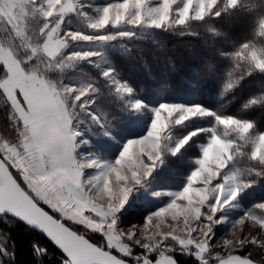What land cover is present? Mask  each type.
Segmentation results:
<instances>
[{"label":"snow or ice","instance_id":"6c2138e0","mask_svg":"<svg viewBox=\"0 0 264 264\" xmlns=\"http://www.w3.org/2000/svg\"><path fill=\"white\" fill-rule=\"evenodd\" d=\"M242 4H248V0H159L155 6L147 0H122L100 8L87 26L95 31L109 26L120 28L122 24L132 28L169 29L202 21L210 15L219 17ZM82 7L79 0H0V98L9 109L7 121L14 133L11 140L0 139V214L14 215L46 233L62 249V264H129L126 257L133 256L131 264H175L167 254L173 249L163 244L169 239L182 249L195 250L200 264H253L248 258L231 255V251L227 259L220 252L212 257L215 243L212 227L214 222H220L213 218L222 204L221 198L227 197L223 203L235 198L238 190L248 187V176H264V132L254 133L252 122L215 114L199 105L162 103L154 110L146 135L129 140L111 165L83 158L78 161L74 157L78 133L71 128L72 106L86 92L73 95L76 89L51 79L49 73L72 61L98 55L93 51H77L65 56L64 49L71 42L111 41L134 35L127 30L99 36L63 31L65 16ZM80 15L85 13L80 11ZM256 36L264 42V15L259 16ZM232 59L234 64L226 78L225 91L238 83L232 78L235 71L241 77L257 71L264 73V48L257 50L250 42L242 43ZM103 75L109 76L110 71ZM115 87L117 92L131 93L130 88L118 81ZM262 102L264 94L250 99L246 106ZM134 107L141 105L137 101ZM206 116H214V126L206 130L210 137L195 161L197 166L174 199L146 218L143 227L149 234L137 238L140 233L135 225L126 230L117 228L114 214L132 190L129 183L138 185L152 172L161 158L162 141L169 126ZM190 138L185 137L177 144L174 153ZM240 157L246 158L250 166L224 171L234 158ZM94 166L102 171L82 179V170ZM125 168L131 172L130 178L122 174ZM98 196L107 197V207L97 206L94 201ZM213 196L215 203L204 212ZM41 202L63 219L101 233L105 243L90 242L66 227L40 207ZM256 209L260 210L259 215L247 212L233 224V229L239 226L240 234L234 232L233 239H225L220 245L222 249H244L249 244L264 249V238L245 235L246 230L250 233L248 221L253 222L257 233L264 232V203L256 205ZM168 213L176 223L169 224L167 232L149 228L154 218ZM160 227L156 225L157 229ZM181 230L186 232V238L175 234ZM133 246L143 252L133 254ZM4 251L0 247V252ZM35 251L41 253L44 249L36 246ZM206 254L212 259L205 258Z\"/></svg>","mask_w":264,"mask_h":264},{"label":"trees","instance_id":"16d2710c","mask_svg":"<svg viewBox=\"0 0 264 264\" xmlns=\"http://www.w3.org/2000/svg\"><path fill=\"white\" fill-rule=\"evenodd\" d=\"M261 15H264V0H248V4L238 5L219 17L210 15L183 27L156 29L147 35L118 39L108 56L110 67L116 77L131 89L130 96L134 99L198 104L215 114L248 120L253 123V132H264V102L246 106L250 99L264 94V73L257 71L241 77L239 71H235L232 78L238 83L230 90H224L234 64L232 54L239 46L250 42L256 49L264 48V42L256 36ZM8 112L5 100L0 98V136L11 140L14 133L7 121ZM213 123L214 116L195 117L173 130L179 135ZM123 128L133 134V127L126 126L125 120ZM207 134V131L196 133L179 151L164 154L163 166L152 176L153 184L170 187L181 183L194 165L193 158L199 154L198 142L205 141ZM237 164H241L239 159ZM252 178L258 188L240 197L239 202L243 210L259 212L256 205L264 203V176L254 174ZM40 205L60 219L45 205ZM148 211V207L139 203L118 219L139 220ZM62 221L94 243L101 244L97 237L67 220ZM0 230V238L3 239H0V247L8 252V256L0 252V264H62L64 255L25 223L0 215ZM36 246L44 251L37 253ZM237 252L264 264L263 249L253 246ZM173 255L179 264H200L194 256Z\"/></svg>","mask_w":264,"mask_h":264},{"label":"rangeland","instance_id":"374dc122","mask_svg":"<svg viewBox=\"0 0 264 264\" xmlns=\"http://www.w3.org/2000/svg\"><path fill=\"white\" fill-rule=\"evenodd\" d=\"M66 2H76V0H66ZM81 5H83L80 11H83L85 15H80V11L71 13L65 16L62 23L63 31H80L86 35L99 36L106 34H115L119 31H131L135 35H147L153 33L156 28L149 27H136L132 28L127 25H120V28L108 27L106 29L95 31L90 29L87 25L88 22L94 19L99 14V9L103 8L109 3H119L122 0H79ZM148 4L155 6L159 3V0H147ZM132 36V37H133ZM130 37H117L111 41H75L69 43V45L64 49V55L67 56L69 53L77 51H93L98 53L97 56H93L84 60L72 61L60 70L49 73V77L53 80H59L62 85L70 86L76 89V92L73 95L85 91L86 94L83 95L80 101H77L75 105L72 106V119H71V128L78 133L75 137L74 144V157L79 161L81 158L85 160H95L99 164L111 165L119 157L120 152L123 149V146L133 139H138L146 135L147 131L151 126V121L153 118V113L156 108L159 107L162 103H175L181 104L184 106H192L198 104H190L183 101H151L144 102L138 99H134L130 96V93L126 91L117 92L115 87V82L120 81L116 75L113 73L110 63L108 60L109 53L114 49V43L116 40L128 39ZM2 39V37H1ZM259 50V49H257ZM259 56V52L257 53ZM110 71L109 76H104L103 73ZM127 86V85H126ZM128 87V86H127ZM129 88V87H128ZM139 102L141 107H134L136 102ZM71 102V97H69V103ZM200 106V105H199ZM204 108V107H203ZM206 109V108H205ZM208 110V109H206ZM210 111V110H208ZM195 118V117H192ZM199 118V117H196ZM126 122V126L131 125L133 127V134H129L131 130L123 128V122ZM187 121V120H186ZM185 122V121H184ZM183 122V123H184ZM183 123L179 124L182 125ZM177 124L173 123L169 126V129L166 132L165 139L162 141L161 146V158L153 167L152 172L144 179L141 180L140 184L135 185L134 183H129V187H132V190L128 194L126 202L121 206L118 211L114 214V219L116 221V227L122 230L131 228L132 226H138V231L140 235L137 238H142L143 235H147L144 230L143 224L146 218L161 208L166 207L173 199L174 194L181 191L186 185L188 177L191 175V172L196 168L195 161L200 158L202 147L207 143L210 133L208 132L207 138L203 142H198L199 154L193 158L194 165L190 171L186 174L184 180L170 187H159L153 184L152 176L156 171H158L164 163V154H172L176 148V145L179 144L185 137H191L192 133L205 132L207 129L214 126V123L211 125H206L201 128L192 130L184 134H177L173 130ZM132 129V128H131ZM259 133V132H254ZM0 139H4L1 138ZM186 144V143H185ZM183 144L181 148L185 145ZM147 147V145H146ZM180 148V149H181ZM239 161L241 164H237ZM247 159L240 157L234 158L232 162L226 167L225 172H231L234 168L245 169L250 165L246 162ZM139 167V165H137ZM13 172L18 176V173L15 172V169H12ZM102 171L99 167H90L82 170V179H89L95 175H98ZM122 174H126L129 178L131 177V172L126 168L122 171ZM254 175V174H253ZM253 175L248 176L247 183L248 187L241 188L238 190V193L235 198L229 200L227 203H223L227 197H222V204L219 207V210L214 215V222L212 227V241L215 242L212 245V257L215 256L217 252H220L222 256H225L231 252H237L243 249H222V245L225 239H233V233L239 235V226L236 229H233V224L239 220L247 212L253 211L254 214L259 215V212L255 210H243L242 205L239 202V198L246 195L253 189H257L258 185L253 182ZM114 180V177H113ZM22 182V179H21ZM219 182V181H217ZM112 185H110L111 187ZM97 206L107 207L109 201L106 196H98L94 201ZM43 204V202H41ZM139 203H142L149 208V211L146 212L141 219L135 221L119 220L118 217L123 214L126 210L131 209L137 206ZM179 203V201H178ZM215 203V197L213 196L208 201L207 205L203 209L204 212L208 211V207ZM45 205V204H43ZM47 208L48 206L45 205ZM52 211V209L48 208ZM53 212V211H52ZM55 213V212H54ZM60 219H63L59 213H56ZM86 215H94L90 213H85ZM6 216V215H1ZM10 217V216H9ZM6 223H9L7 220H4ZM71 224L81 228L83 231L90 233L95 238L97 237L101 244L105 243L102 238L101 233H93L90 229L86 228L84 225L75 224L72 221L67 220ZM176 223L171 218V213H168L159 218H154L153 221L149 224V228L153 231H165L169 230V224ZM192 226H195V221H191ZM159 224L160 229L156 228V225ZM179 227H183L182 223L179 224ZM248 229L246 230L245 235H258L260 238H264V232L257 233L253 222L248 221ZM0 230V237H1ZM176 235L186 238L187 234L183 230L175 233ZM202 239L201 237H198ZM3 241L2 238H0ZM165 248L171 247L173 251L168 254H183L186 256H195L194 251L191 249H182L178 244L170 239L163 242ZM255 245H247L244 249L253 247ZM264 250V249H263ZM133 254L143 252L142 249H139L135 246L132 248ZM4 256H8L6 252H3ZM206 254L207 259H212ZM128 260H134L133 257H126Z\"/></svg>","mask_w":264,"mask_h":264},{"label":"water","instance_id":"95a60500","mask_svg":"<svg viewBox=\"0 0 264 264\" xmlns=\"http://www.w3.org/2000/svg\"><path fill=\"white\" fill-rule=\"evenodd\" d=\"M39 206L42 207L45 211H47L50 215H52L54 219H58V218L55 217L53 214H51L48 210H46L43 206H41V205H39ZM0 215H6V216L13 217V218H15V219H17V220H19V221L25 223L26 225H28L27 222H25V221L19 219L18 217L14 216V215L7 214V213H5V214H0ZM58 220H60V219H58ZM61 222L64 223L66 227H69L71 230L76 231V230L72 229V228H71L67 223H65L64 221L61 220ZM28 226L31 227V228H33L34 230L38 231L40 234H42V235H43V236H44V237H45L50 243H52V244H53V245H54V246H55V247H56V248H57V249L63 254L62 249H60L59 246L56 245L55 242L52 241L51 238L48 237L46 233H43L40 229H37V228H35V227H33V226H30V225H28ZM76 232H77V231H76ZM77 233L80 234L79 232H77ZM81 235H83V234H81ZM84 236H85V235H84ZM85 238H88V237L85 236ZM88 239H89V238H88ZM89 240H90V239H89ZM90 242H93V241L90 240ZM93 243H94V242H93ZM114 254H115V253H114ZM167 254H168V253H167ZM63 255H64V254H63ZM168 255H170V256L174 259L175 264H179L178 261L176 260V257H175L174 255H172V254H168ZM231 255H239L241 258H248V259L252 260L253 264H261V263H259V262L254 261V260L251 259L250 257L245 256V255H242V254H240V253H238V252H231ZM223 258H224V259H227V258H228V254L225 255V256H223ZM129 264H131L130 261H129Z\"/></svg>","mask_w":264,"mask_h":264}]
</instances>
